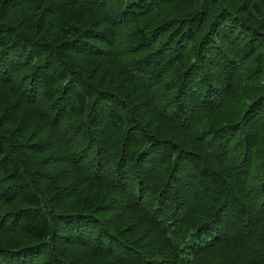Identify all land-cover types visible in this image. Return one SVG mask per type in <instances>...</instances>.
<instances>
[{
    "label": "trees",
    "instance_id": "obj_1",
    "mask_svg": "<svg viewBox=\"0 0 264 264\" xmlns=\"http://www.w3.org/2000/svg\"><path fill=\"white\" fill-rule=\"evenodd\" d=\"M0 264H264V0H0Z\"/></svg>",
    "mask_w": 264,
    "mask_h": 264
},
{
    "label": "bare ground",
    "instance_id": "obj_2",
    "mask_svg": "<svg viewBox=\"0 0 264 264\" xmlns=\"http://www.w3.org/2000/svg\"><path fill=\"white\" fill-rule=\"evenodd\" d=\"M151 18V17H150ZM59 38V37H58ZM127 56V55H126ZM166 80V79H165Z\"/></svg>",
    "mask_w": 264,
    "mask_h": 264
}]
</instances>
